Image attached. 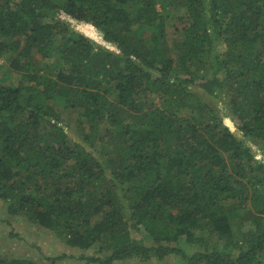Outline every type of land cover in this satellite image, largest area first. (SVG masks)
<instances>
[{
	"label": "trees",
	"instance_id": "16d2710c",
	"mask_svg": "<svg viewBox=\"0 0 264 264\" xmlns=\"http://www.w3.org/2000/svg\"><path fill=\"white\" fill-rule=\"evenodd\" d=\"M0 53L8 216L82 264H264V0H0Z\"/></svg>",
	"mask_w": 264,
	"mask_h": 264
},
{
	"label": "rangeland",
	"instance_id": "374dc122",
	"mask_svg": "<svg viewBox=\"0 0 264 264\" xmlns=\"http://www.w3.org/2000/svg\"><path fill=\"white\" fill-rule=\"evenodd\" d=\"M165 5L167 0H164ZM184 10L178 5L173 3V6L167 5V14L170 15L169 23H172L174 18L178 15L183 14ZM147 35V33H145ZM72 33H66L65 35L58 36L57 44H65ZM174 34L168 32L164 43L169 47L171 52H175V43L173 39ZM10 60L7 62L6 58L0 53V73H6L7 67L4 64H9ZM5 84L10 83L9 80L4 82ZM111 97V96H110ZM112 98V97H111ZM113 99V98H112ZM151 102L159 104L155 97H152ZM79 115L77 113H65L63 115L64 121L71 126L73 129H78L80 124L78 123ZM99 133L106 128V124H100ZM79 133V132H77ZM253 152L259 155V149L256 145L253 146ZM232 221V220H231ZM232 233L233 237L237 238L241 236L242 231L245 230V225L241 224L238 220L232 221ZM249 226V225H248ZM198 235H203L205 239L209 240L211 243L219 242L221 245L223 241H219V236L213 230H210L208 226L203 229H197ZM181 246L185 249V241L180 242ZM171 245H175L172 243ZM178 245V243L176 244ZM89 251H82L78 248H73L68 246L57 233L50 229L38 226L26 218L12 217L6 214V208L0 203V254L6 253L10 256L15 257H32L41 260L42 264H82L80 257L81 255H86ZM61 254H65L66 257L62 260H47L43 258L44 256L58 257ZM136 264V263H129ZM141 264H184L179 256L169 257L163 262H144Z\"/></svg>",
	"mask_w": 264,
	"mask_h": 264
}]
</instances>
